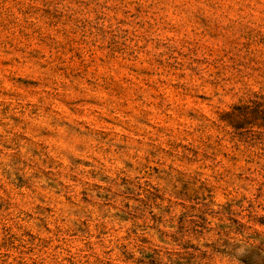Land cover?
<instances>
[{
    "label": "rangeland",
    "instance_id": "374dc122",
    "mask_svg": "<svg viewBox=\"0 0 264 264\" xmlns=\"http://www.w3.org/2000/svg\"><path fill=\"white\" fill-rule=\"evenodd\" d=\"M0 264H264V0H0Z\"/></svg>",
    "mask_w": 264,
    "mask_h": 264
}]
</instances>
